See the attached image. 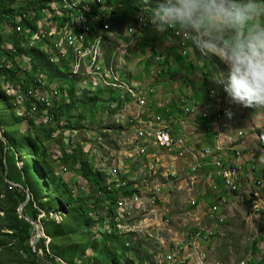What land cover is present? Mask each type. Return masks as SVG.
Returning <instances> with one entry per match:
<instances>
[{"label": "rangeland", "instance_id": "rangeland-1", "mask_svg": "<svg viewBox=\"0 0 264 264\" xmlns=\"http://www.w3.org/2000/svg\"><path fill=\"white\" fill-rule=\"evenodd\" d=\"M45 1L51 7L48 15H53L56 11L58 16L59 13H65V15L67 12L70 13V21H66V27H70L67 30V37L75 45L66 46V60L53 62V60L56 62L55 58L59 60V55L65 58V50H59V45H56V35H50V31L45 29L47 18L44 17L36 23V28H32L29 33H22L17 27L15 30L16 37L13 33L6 34L2 38L5 43L2 44L12 50H17V47L24 50L21 55L14 54L13 56L16 63L22 68L27 65L28 68L34 69L31 73L32 78L35 79H24L26 85L37 88V95H44V87L38 86H43L42 82L45 80V93L47 91L45 97H49L54 106L59 107L60 105L59 112L61 109H64L65 112L63 115L60 114L63 116L61 122L55 123L54 120L48 122L44 112L24 111L25 107L17 104L15 91L10 90L9 94V89L16 86L4 82L0 77V96L2 99H7L5 101L7 109L3 111L0 100V117L2 118L0 122L4 126H0V134L4 136L3 133L6 130L22 148L21 153L16 149H11L4 156L5 171H1L0 168V208L5 207L2 200L5 196L3 192L5 189L4 182L22 187L21 181L24 178L22 156L34 158L26 149L28 138H32L36 139L40 149L45 151L46 167L51 168L55 176L66 183L68 188L75 189L77 187V191L84 195L90 194L94 190L93 181L83 176L82 170L85 166V169L92 171L91 173L99 175L103 179V184L108 188L121 189L120 193H117L121 197L119 203L112 209L110 206L107 208L108 202H105L102 208L98 210L97 215L93 213L97 219L96 222L85 229L80 237H73L71 242L75 245L83 244V239L87 237L93 240L99 239L100 242L103 236L108 242L107 245H110L108 235L116 232L122 242H127L128 247L132 248L125 257L134 260L137 264H179L174 259L166 260L167 254L174 251L173 249L178 242H180V246H187L188 243H192V234H196L195 231L198 230L196 216L199 217V223L201 216L202 225H209V220L202 216L203 212L205 214L209 206L222 205L223 196L219 198L218 196L227 192L228 203L226 206H224L225 204L222 205L223 213L226 215L225 222L222 223V213H215L214 223L211 222L214 227L211 230V238L202 244V248L207 249L208 261L214 262L213 264H259L264 261V189L262 199L259 202L258 197H252V188L254 193H261L264 186V107H244L230 103L228 96H223L224 90H221L219 85L218 90L211 91V97L215 99L213 100L214 104L206 107V110H203V115L212 116L213 123H217V126L215 128L211 126L210 138L214 140L210 144L206 142V145L222 148L217 152L218 156L226 158L225 160L230 162L235 160L236 165L243 166L245 172L251 173L250 177L246 176V173L244 176L243 173H236L239 188L235 187V182L231 178H225L223 183L225 188L219 186L217 182H214L213 188L212 183L208 182V179L205 180L204 176L206 177L209 173L214 176L216 173L210 171L208 174L202 175L199 169V162L202 163L204 160L202 157L201 161V152L204 149L201 151L200 149L208 147L206 145L200 146L199 143L200 122L199 125L190 124L189 131H192L193 134H188V137H194L189 139L191 143V146L188 144L190 146L189 152L185 150L187 140H181V150L179 147H175L168 152L154 145L153 142H150L148 148L143 150L144 143L141 138L146 137V125L141 120L143 113L144 115L148 113L146 109L148 101L143 104L145 98H141L142 92L138 94L132 83L138 82L142 86H150L158 91L163 86V82L156 83L154 78L159 66L151 60L152 64L149 67L152 68L153 74L147 76L146 79L141 78L140 75L134 79L135 74L141 72L139 69L142 65L137 66V69L134 67L135 65H130L127 68L129 66L127 62L124 67L126 76V79H123L124 82L107 78L114 77L115 70L120 69L121 66L116 63L118 60H116L115 54L110 60L111 65L108 66L105 53H110L119 46L115 43L124 42L123 39H120L123 27H129L128 24H124L125 21L128 22L125 11L128 10L131 13L134 11V7H143L141 0H134V2L130 0V4H119L123 8L124 17L119 15L121 10L117 9L114 28L119 27L120 29L116 30L110 37V40L113 41L111 48L114 46L113 50L110 51L104 50V42L101 44L99 42L104 37L103 33L95 38V29L85 31L81 28H74L75 13L71 15V12H76L75 8L79 9V6H76L78 0ZM80 1L84 5L92 0ZM116 1L126 2V0ZM93 2L92 8H95L98 0H93ZM105 23L107 26L109 25L107 19H105ZM261 23H264V14L254 17L249 22V26ZM58 29H65V24L64 26L58 24ZM6 32H10V29ZM40 41H49L53 46L49 52L50 62L63 66L62 72L68 78L70 77L68 72L72 74L73 77L70 78L75 83V87L71 82L53 76L56 74L55 71L58 72V67L54 66L56 70L50 67L53 69L51 72H47V69L44 72L38 68L40 64L43 67L45 64L31 55L29 50L38 46ZM15 42H18L19 45H13ZM57 43H65V35H57ZM133 46L125 47L124 50L118 52V56L127 50L131 56L136 51L135 45ZM12 50L11 52L15 53ZM159 51L161 52V50ZM71 54L72 57H70ZM126 55L128 56V54ZM1 58L3 59V55ZM44 62L47 63L48 61L45 60ZM123 62H126V58H123ZM4 63L5 60H0V65ZM101 63L107 66H101ZM134 64L136 63L134 62ZM23 71L24 69L20 72L21 76L25 75L26 71ZM118 73L120 70L116 72V74ZM151 81H154V84H150ZM72 88H75V94H72ZM131 90L133 91L131 92ZM179 90L180 88L172 91L170 87H167L162 95L160 92H156L153 96L158 95L161 98L160 101L167 108L174 106L177 111L178 107L181 106V110L177 113L179 118H182V107L185 109L192 106V101L187 99L191 102L182 103L183 95L180 94ZM127 91L131 95L126 94ZM5 94L12 97V103L16 104L15 109ZM121 94L127 95L130 99L121 101L122 104L118 107L114 98L118 100ZM151 96L149 98H152ZM135 97L141 98V105L146 106L138 107ZM95 100L99 105L98 107H96ZM28 103L34 111H44V104H38L37 100H28ZM222 103L231 111V115L225 114L220 119L216 117V105ZM67 104H71L72 109L65 110ZM187 110L193 111L191 114L198 116L197 112L200 107H195L194 104ZM158 112L157 117L165 116V110ZM135 114L137 120H135ZM177 118V114L166 117L167 122H163V124L169 123L165 126H171L170 123L177 122L174 120ZM67 123H69L68 126H66ZM205 127L204 129H207ZM222 127L225 134H222ZM171 128L174 129V127ZM180 151H184V153L182 154ZM237 152L240 156L237 155ZM216 162H218L217 158ZM252 166L254 167L251 170L250 167ZM193 167L198 168V170L194 171ZM218 171L222 173V170ZM218 175L222 180L219 172ZM1 176L4 181H2ZM58 194L60 195L46 191L43 203L47 204L55 197L59 201V197H61L62 202L71 201L67 192ZM99 195L100 193L96 194V196ZM102 197L104 198V196ZM199 203H201L203 210L199 211ZM22 204L19 205L18 212ZM4 214L0 211L1 217ZM47 216L61 221L66 215L60 212L46 215L43 212L37 219L38 229L36 227V235L31 238L30 244L35 250L39 238H46L45 249L43 246L36 249L41 258H45L46 253L49 254L48 251L50 250V238L46 235L41 221ZM16 240V238L0 233V264H21L17 254H23L27 251L22 249ZM197 240L200 241L199 236H197ZM12 246H15V250L10 249ZM88 254L89 257H92L95 251L89 249ZM183 254L187 255L188 252ZM55 258L56 262L67 264L62 257L56 255ZM189 258H193V256ZM81 262L79 260L78 264ZM50 263L52 262L50 261ZM38 264L44 263L39 261ZM186 264H195V261L189 260ZM197 264H204V262H197Z\"/></svg>", "mask_w": 264, "mask_h": 264}, {"label": "trees", "instance_id": "trees-1", "mask_svg": "<svg viewBox=\"0 0 264 264\" xmlns=\"http://www.w3.org/2000/svg\"><path fill=\"white\" fill-rule=\"evenodd\" d=\"M89 2L90 1H88L84 5L80 2L79 6L81 8L80 11L75 12L73 26L74 28H81L83 30L95 29L96 33H98L99 31H101V33H104V21L93 20L86 15V10H89L87 8V4ZM22 3L23 5L29 6L30 10L24 7L22 4L18 6V0H0V57L2 55L5 56V63L3 65H0V77L4 80V82H9L12 85L14 84L15 86L19 85L21 86L23 91H27L28 85H26L24 79H31V72H33L34 69L28 67L22 68L19 64H17L14 60V53L5 51V49L3 48L4 45L2 43L5 42L2 38L5 37V35L8 33H13L16 37V28H20L21 32L23 33V26L24 28H27L29 27L31 22H34L33 28H36V23L44 17V12H39V9H42L48 13V11L51 10V7L50 4L45 0H22ZM107 8L110 9L108 0H105V2L104 0H98L95 8L93 9L94 17H104ZM28 10L29 15L24 16V13L28 12ZM71 15H73V13ZM93 15L90 16L92 17ZM69 16L70 13L67 12L65 15L66 21H70ZM48 17L49 19H59V16L56 14L50 15ZM58 24L64 26L65 20H58ZM9 29L10 32H6L9 31ZM47 43H49V41ZM17 44L18 43L15 42L16 46L19 45ZM49 45L51 46V48L53 47L50 43ZM17 48V50H11L14 51L15 54L21 55L24 50L21 47ZM32 48H30L29 50L31 55H34L37 59L40 60V62L45 64L44 67L40 64L38 68L42 69L43 71H46L47 69V72H51L53 69L56 70V67H58L59 73L55 71L56 74L53 76H56L59 79L63 78V80L71 82L75 87V83L70 78L73 77V75L68 72V75L70 76L68 78L66 74L62 72L63 66L50 62L48 51L49 49L45 42L40 41V44H38V46ZM70 56L72 57L73 55L71 54ZM45 60H47L49 63H45ZM60 60L64 62V60L66 59L60 56ZM147 64L148 66H150L152 62L147 60ZM50 67L53 69H51ZM35 68L37 67L35 66ZM22 69H24L23 72L26 71L28 73L27 74L25 72V75L27 76H21L20 72L22 71ZM163 72L164 66L162 67L161 73ZM20 76L22 77V79ZM36 84L38 85L39 83L37 82ZM33 88L35 87L33 86ZM7 92L8 91H6V93ZM72 94H75V88H72ZM7 97L9 98L8 100L11 106L13 107V109H15L16 104L12 103V97L9 95H7ZM115 99L116 98H114V102H116L118 107L121 106L122 102L129 100L127 96H122V94L118 100ZM0 100L2 102L1 109L3 111L7 109V105H5V101L7 99H2V97L0 96ZM95 102L96 107H98L99 105L97 104L96 100ZM26 104V106L31 109L30 103ZM59 109L60 105L59 107L50 110L55 123H59L63 119L62 115L65 111L64 109H61V112H59ZM70 109H72V105L67 104L65 110ZM1 120L2 118L0 117V121ZM68 124L69 123H67L66 126H68ZM0 126L4 127L1 122ZM3 134L6 140L0 139L1 171H5V154L7 155V153H9L11 149H16V151L18 150L20 153L22 152V148L15 141L14 137L11 134L7 133L6 130H4ZM26 149H28L30 155H32L34 158L31 159V157L26 158L22 156L24 162V178L21 181L22 187L13 186L8 182H4L5 189L3 192L5 196H3L2 200L5 203V207L0 208V211L5 213L3 217L0 216V233L4 236L16 238V241L19 242L22 249L27 251L23 252V254H17L19 257L18 259L21 261V264H38L39 261L43 262L44 264H60V262H56V255L62 257L67 264H78L79 260L82 261L81 264H137L134 260L125 257L126 253L132 248L128 247L129 244L127 242H122L116 232L108 235L109 243H111L110 245H107L108 242L105 239V236L102 237V240L100 242L99 239L93 240L88 237L83 239V244L75 245L73 242H71L74 236L80 237L85 229L91 227L96 222L97 219L95 216H93V213L94 215H97L99 212L98 210L102 208L105 202H108L107 208H109L110 206V208L112 209L117 203H119L118 201L121 199V197L117 195V193H120L121 189L119 188L118 190H114L108 188L103 184V179H101L99 175L91 173L92 171L85 169V166H83V176L86 179L92 180L95 187L90 194L84 195L80 191H77V187L75 189L68 188L66 183L55 176L54 171L51 168L46 167V160L44 158V155H46L45 151H42L40 149L38 141L36 139L28 138ZM1 179L2 181H4L2 176ZM46 191L56 195H60L58 194L60 192H67L71 201L62 202L61 197H59L60 201L55 197V199H51L47 204H44L43 199ZM97 193H100V195L96 196ZM28 196H30V199L23 207V214H20L17 209L19 205L27 200ZM102 196H104V198ZM43 212L46 215H50L52 213L56 214L59 212L66 215L64 220L61 221L52 219L49 216L41 219L44 231L50 238V252L48 251L49 254L46 253L45 258H41L40 256H38L36 249L37 247L39 248L41 246H43V248L45 249L46 238L40 237L36 244L35 250H33L32 245L30 244V240L36 235L37 230L36 227L27 220V217H29L31 220L37 221V219ZM10 249L15 250V246L10 247ZM89 249L95 251V254H93L94 256H88ZM50 261L52 263H50ZM259 264H264V261Z\"/></svg>", "mask_w": 264, "mask_h": 264}, {"label": "clouds", "instance_id": "clouds-1", "mask_svg": "<svg viewBox=\"0 0 264 264\" xmlns=\"http://www.w3.org/2000/svg\"><path fill=\"white\" fill-rule=\"evenodd\" d=\"M112 1L116 3L114 11L120 9L119 15L124 17L119 4H130V0ZM141 2L144 7L138 15L140 23H145L146 15L147 23L155 31L176 30L192 48L205 55H214L226 66L228 76L215 75L213 81L223 88L230 103L264 107V23L249 26L254 17L264 14V4L259 0ZM125 12L128 16L129 11ZM122 35L126 34L123 32ZM226 115L230 116L231 111L226 110Z\"/></svg>", "mask_w": 264, "mask_h": 264}, {"label": "crops", "instance_id": "crops-1", "mask_svg": "<svg viewBox=\"0 0 264 264\" xmlns=\"http://www.w3.org/2000/svg\"><path fill=\"white\" fill-rule=\"evenodd\" d=\"M259 2L264 4V0H259ZM120 39L126 40L127 36L122 35ZM132 41L133 42L130 43L129 48L135 45L136 51L133 54H136V56H133V54L131 55V58L128 61V65H129L128 67H130V65H135L134 67L136 68L137 66L142 65L139 69L141 70V72L136 73L134 79H136L138 75H140L141 78L146 79L147 76L149 75L151 76V74H153V72H151L152 68L148 66L146 60L147 47L149 44L154 45V47H156L157 50H161V52L163 53V55H161L162 56L161 60L158 63L156 62L154 63L159 66L158 68L159 70H157V73L154 74L156 75V77L154 78L156 79V83L163 82L162 84L163 86L159 88L158 91L155 90V88H154L155 91L153 92H151L149 89L146 91L147 93H151L150 95H152L151 96L152 98H148L147 107H146L148 113L146 115H144L143 113L141 122H143L147 127L153 126L156 128L158 127L160 128L169 124V123L163 124V122H167L165 119L166 117L168 118L170 116H175L177 114L178 118L174 119L177 122L175 123L172 122V124L170 123L171 126L169 125L168 126L170 127L174 135L186 137L187 144L185 146V150L189 152L191 146L189 139L194 137V136H191L190 138L188 137V134L189 135L193 134L192 131H189V127L191 125H199L198 124L199 122H200V140H199L200 146L206 145V142L210 144L211 141L214 140L210 138L212 134L210 132V128L211 126L215 128L217 126V123H213L212 116L211 117L204 116L203 110H206L205 108L208 107L210 104L211 106L212 104H214L212 99L209 97L210 89L212 90L216 87V83H214L213 77L215 75L223 74V76L226 78L228 76V69L226 68V66L214 55L211 54L205 55L202 54L198 49H195L194 47L192 48L190 42H185L182 37L179 38L175 36L173 32H171L170 30L160 33L155 31L151 26L145 29L144 31L138 32ZM183 43H185L184 46ZM134 62L136 64H134ZM162 65L164 66L163 73H161L163 67ZM150 84H154V81H151ZM143 87H147V86H143ZM167 87H170L172 91L180 88L179 90L180 94L183 95L181 99L182 103L185 101L187 102L192 101L191 104L192 106L195 104V107L196 106L200 107V110L197 112L199 115L195 116L194 114H191L187 110V108H191L192 106H188L185 109L182 107V111H183L182 118H179L177 112L181 110V106L178 107L177 111L174 106H172V108H167V106L164 105L162 101H160L161 98H159L158 95L153 96V94H155L156 92H160L162 95L163 91H165ZM222 89L223 88L221 87V90ZM175 93H179V92H175ZM150 95L148 97H150ZM187 99L191 101H188ZM162 110H165L164 112L165 116L162 115L164 117V118L162 117V119L163 120L165 119V121L162 120L157 121L156 117L158 116L159 113L158 111H162ZM171 127H174L175 130ZM204 127L207 129H204ZM205 148L214 150L212 152L215 153H212V155L208 157H204L202 163L199 162L200 173H202V175H206L210 171L215 172L216 174L214 175L215 177L214 180L219 184V186L225 188L218 175L219 172L222 177V173L217 169L215 170L216 167L212 163V161L216 162V158L218 159L217 152L220 151V149L222 148H213L208 146V147H203L202 149H200V151ZM237 155L240 156L239 152H237ZM227 162L228 164L230 163V161ZM232 162L233 160L231 161V163ZM237 166H239V164H237ZM253 167L254 166L250 167V169ZM245 173L246 176L249 177L251 176V173H248V171L245 172L244 169L243 176ZM204 179L207 180V176L206 177L204 176ZM242 181H244V179H242ZM224 193L225 194L219 195L218 198L222 196L227 197L226 195L227 192Z\"/></svg>", "mask_w": 264, "mask_h": 264}, {"label": "built area", "instance_id": "built-area-1", "mask_svg": "<svg viewBox=\"0 0 264 264\" xmlns=\"http://www.w3.org/2000/svg\"><path fill=\"white\" fill-rule=\"evenodd\" d=\"M21 4L23 5L22 0H18V6ZM23 6L30 10L29 6L27 5H23ZM29 10L28 12L24 13V16L29 15ZM39 12H44V18H47V26L45 29L50 31V35H56V45H59V50H65V59H66V46H74L75 44H73L72 41L69 40V37H67V30H69L70 27H66L65 13H59V19H49L48 13L46 11L39 9ZM107 15H108V8H107ZM58 20H65V29H58ZM146 20H147V17L145 21ZM33 23L34 22H31V24L27 28H24L23 26V33L31 32V29L33 28ZM57 35H65V43H57ZM184 45L185 43H183V46ZM3 48L5 49V51H8L11 53L10 48L5 47V46ZM148 54H153L154 57L163 55V53L160 52L159 50H150V46L148 47ZM130 58L131 56H128V61ZM55 59L57 60V58ZM0 60H5V56H3V59L1 58ZM101 66H107V65L104 63H101ZM26 67L28 66L26 65ZM42 85L43 86H38V87H44V95H37V88H31V86L28 87L27 91L25 90L23 91L21 86L19 85H17L15 88H10L9 94H10V90L15 91L17 95L15 98L17 99V104L21 105V107L22 106L25 107L24 111H28V112L31 111L33 113L44 112L46 113L47 120H49L48 122H51L53 120V115L50 113V110L56 107L50 102L49 97H45V80H43ZM146 89H149L151 92L155 91L154 88L150 86L147 87ZM223 96H227V94L223 92ZM135 99L137 101L138 107L146 106V105H141V98L135 97ZM28 100H37L38 104H44V111H34V109L28 108L26 106L27 105L26 103H28ZM189 112L191 113L193 111H189ZM221 115H225V112L220 113V119H221ZM156 119L157 121H161L162 117H156ZM135 120H137L136 114H135ZM222 134H225L224 129L222 131ZM141 140L144 143L143 150L148 148L150 142H153L154 145L161 147L162 149L169 152V151H172L175 147H179V150H181V140H187V139L185 136L174 135V133L168 126H164L160 128L159 127L156 128L153 126L151 127L146 126V137L141 138ZM180 153L183 154L184 151H180ZM210 155H212V150L205 148L203 152H201V161H202V157H208ZM226 162L227 160H225L224 158L220 156H218V162H213V165L216 167L217 170H222L221 182L224 183V178H231L235 182V187L239 188V185L236 181V173H243L244 167L237 166L234 161L232 163L230 162L229 164L228 162L227 163ZM152 167H155V166L152 165ZM192 169L194 171L198 170V168H195V167H193ZM207 179L209 182L212 183V187L214 188V182H216L214 180V176L211 173H209L207 175ZM263 189H264V186L261 189V193H254L253 188H252V197H258V202L262 199ZM227 203H228L227 197H223L222 205L225 204L224 206H226ZM222 205L209 206L207 208L208 210H206L207 212L205 214L203 212L202 216L203 217L205 216L209 220V223L212 225H210L209 223H208L209 225L207 226L202 225V220H201L202 217L200 216V223H199V217L196 216L198 230L195 231L196 234H192V243H188L187 246H180V242H178L175 248L173 249L174 251L173 252L170 251L167 254L166 260L174 259L175 262H179V264H186V262L189 260H194L195 264H197V262H204V264H213L214 262L208 261L207 249L202 248V244L211 238V230L214 229L213 223H214L215 213H222V223L225 222L226 215L223 213L224 210H222ZM198 206H200L199 211L203 210L201 208V203H199ZM215 225H217V223H215ZM197 236H199L200 241L197 240ZM199 247H200V250H199ZM186 251L188 252V254L184 255L183 253ZM192 256L193 258H189Z\"/></svg>", "mask_w": 264, "mask_h": 264}, {"label": "bare ground", "instance_id": "bare-ground-1", "mask_svg": "<svg viewBox=\"0 0 264 264\" xmlns=\"http://www.w3.org/2000/svg\"><path fill=\"white\" fill-rule=\"evenodd\" d=\"M80 0H78L77 1V4H76V6H79V4H80ZM94 2H93V0L92 1H90L88 4H87V8L89 9V10H86V15L89 17V18H91V19H93V20H99V21H101V20H103L104 21V33H103V35H104V37L103 38H101V40H99V42H100V44H101V42L103 43L104 42V50H109V49H111L110 48V44H111V42H112V40H110L111 38V36L114 34V32H116V30H119L120 28L118 27V28H114V19H115V11H114V6L116 5V3L114 2V1H112V0H108V5H109V7H110V9H111V11H110V9L108 8V15H107V10L105 11V14H104V17H102V16H95L94 17V15H93V13H94V11H93V9L94 8H92V4H93ZM44 7V6H43ZM90 7V8H89ZM144 7V6H143ZM80 6H79V9H77V8H75L77 11H80ZM142 7H134V11L133 12H131V13H128V22L127 21H125L124 22V24L125 25H129V27H123V32L127 35V38H128V40H133L134 39V37H135V35L138 33V32H140V31H144L145 29H147V28H149V27H151V24L150 23H147V20L145 21V23H140V21H139V19H138V15L139 14H141L140 13V9H141ZM76 11V12H77ZM57 13V11L55 12V13H53V15L54 14H56ZM72 13H75V12H72ZM90 15H93L92 17L90 16ZM48 16H50V15H48ZM146 15L144 16V20L146 19ZM105 19H107L108 20V22H109V25L107 26L106 25V23H105ZM111 21V22H110ZM19 30L21 31V29L19 28ZM85 30V29H84ZM92 30V29H91ZM171 32H173V34L175 35V36H177V37H179V38H181L182 36L180 35V34H178L177 33V31L176 30H173V29H169ZM85 31H90L89 29H86ZM99 33V34H98ZM98 33H96L95 34V38H98L99 37V35H101V31H99ZM16 41H17V39H16ZM130 41H126V42H119V43H117V44H119V46H117L116 48H115V50H113V48L111 49V50H113L112 52L110 51V53H105V57L107 58V65L108 66H110L111 65V59H112V57H113V55L115 54L116 55V60H118V62H116V63H118V65H120L121 67H120V69H116L115 71L116 72H118V70H120V73H118V74H116V72L114 73V77H107L108 79H114V80H116V81H120V82H124V80L123 79H126V76H125V73H124V67L127 65V62H128V56H130V52H129V50H127V52H125V51H123L122 53H121V55L120 56H118V52H121V50H124V48L125 47H128L129 48V45H130ZM18 43V42H17ZM46 43V45L48 46V51L50 52L51 50L50 49H52L51 48V46L49 45V43H47V42H45ZM10 44H13V43H10ZM116 44V45H117ZM13 45H15V43L13 44ZM5 46V45H4ZM150 46V50H157L156 49V47H154V45H152V44H149L148 45V47ZM148 47H147V55H146V60H149L150 62H151V60H153L154 62H156V63H158L160 60H161V58H162V56L161 55H159V56H156V57H154V55L153 54H148ZM33 49V48H32ZM31 49V50H32ZM64 53V52H63ZM15 54V53H14ZM62 54V53H61ZM106 54H107V56H106ZM126 54H128V56L126 55ZM15 55H17V54H15ZM18 56V55H17ZM60 56L61 55H59V60H60ZM71 57V56H70ZM123 58H126V62L124 63L123 62ZM49 60H50V58H49ZM59 60H56V62L53 60V62L54 63H57V61L59 62ZM122 71V72H121ZM73 73V72H72ZM115 77H117V79H115ZM35 79V78H34ZM133 82V81H132ZM129 83V82H128ZM107 85H109V84H107ZM140 85V86H139ZM132 86L134 87V88H136L137 89V91H138V94L140 93V92H142V96H141V98H145V99H143L144 100V102H143V104H145V101H148V96L151 94V93H147L146 91L148 90V89H146L147 87H149V86H147V87H143L142 85H141V83L139 84L138 82H133L132 83ZM141 88H143L142 90H140ZM218 88H220L217 84H216V87L214 88V89H212V90H218ZM212 90H210V92H209V97L212 99V101L213 100H215L214 98H212L211 97V91ZM133 90H131V92H132ZM53 92V91H52ZM57 92H58V90H57ZM46 93H47V91H46ZM45 93V94H46ZM58 94H59V92H58ZM57 94V95H58ZM126 94H128V95H131L128 91L126 92ZM122 96H127V95H125V94H122ZM140 97V96H139ZM57 98V97H56ZM127 98L128 99H130L128 96H127ZM228 100H229V97H228ZM214 103V102H213ZM216 110H217V115H216V117H218V118H220V113L221 112H225V114H226V110H228V108L222 103V104H218V105H216ZM223 117V115H221V118ZM224 180H225V178H224Z\"/></svg>", "mask_w": 264, "mask_h": 264}, {"label": "water", "instance_id": "water-1", "mask_svg": "<svg viewBox=\"0 0 264 264\" xmlns=\"http://www.w3.org/2000/svg\"><path fill=\"white\" fill-rule=\"evenodd\" d=\"M0 139H2V140H4L5 139V137L2 135V134H0ZM5 152H6V150H5ZM5 164H6V162H5ZM6 167V166H5ZM30 199V196H28L27 197V200L22 204V206L20 207V209H19V212L20 213H23V207H24V205H26V202L28 201ZM27 220L29 221V222H31L35 227H37V229H38V224H37V222L36 221H33V220H31L30 218H28L27 217Z\"/></svg>", "mask_w": 264, "mask_h": 264}]
</instances>
